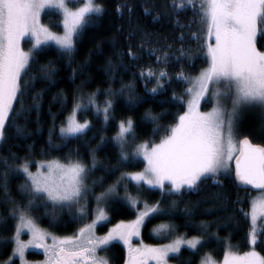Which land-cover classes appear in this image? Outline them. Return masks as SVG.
<instances>
[{
    "label": "trees",
    "instance_id": "16d2710c",
    "mask_svg": "<svg viewBox=\"0 0 264 264\" xmlns=\"http://www.w3.org/2000/svg\"><path fill=\"white\" fill-rule=\"evenodd\" d=\"M96 1L103 5L104 11L101 14H89L79 37H75V48L70 56L60 54L53 43L41 46L39 62L46 64L53 60L55 74L51 82L39 77L31 82L29 90L21 98L28 111H22L16 120V124L24 129L23 135L17 136L14 127L9 129L10 138L0 148L2 157H7L11 152L31 160L32 169L36 167L37 160L56 159L66 163L80 161L85 164L89 170L86 176L88 191L85 192V212L82 219H74L77 206L70 213L68 208L54 206L53 202L41 197L35 201L29 216L54 234H75L93 219L96 197L114 186L119 195L110 205L104 204L108 220L99 226L100 233L105 232L110 225L133 219L143 203L159 202V206L168 211L152 215L146 220L140 235L141 241L157 247L172 239V235H154L152 228L160 224H173L177 235L203 237L206 241L202 246L198 245L199 251L182 247L179 253L169 257L175 264H200L207 254L221 259L229 248L246 252L255 247L264 255V217H261L257 243L253 246L249 240L252 191L238 186L232 170L221 173L215 179L210 177L204 180L198 191H185L182 195L166 194L169 184L161 189L123 178L124 174L142 170L146 165L144 159L135 153L134 146L140 142L153 144L160 141L166 134L165 129L174 126L176 118L186 111L189 95L186 89L190 88L191 83L178 79L176 74L183 70L186 76L194 78L208 65L207 48L201 47L205 40L196 38L206 36V25L199 22V17L194 21L190 10L180 11L178 25L177 17L170 7L172 0ZM200 2L195 0L197 8ZM125 4L128 8L123 7ZM118 6H121L119 11ZM129 8L132 10L129 11ZM145 8L150 9V14L144 12ZM41 21L55 32L63 31L62 13L56 8L46 9ZM180 25L190 27L181 28ZM181 32L184 34L183 44L179 39ZM145 33L150 34L147 39L151 43L147 42ZM190 33H196V37L190 36ZM129 45L141 55V59L132 60L123 55ZM141 45L145 49L142 53L139 51ZM166 45H172L171 50ZM181 47L191 49L194 60L177 61L173 57L166 64L157 62L156 56H162L164 52L171 51L178 56L177 49ZM257 47L264 51V40L260 39V33ZM150 48H160L162 51L149 55L146 50ZM148 68L157 72L164 69L171 77L169 81H162L164 87L157 94L148 91L156 87V80H144L138 75L141 70L146 71ZM35 71L34 67L33 72L24 76V79L28 80ZM127 85L132 86L135 96L142 98L141 102L129 103ZM109 92L112 95H108ZM36 93L40 95L38 101L34 102ZM92 93H96V103L101 108L105 100L112 101L108 120L104 119L102 112L97 113L94 107L79 111L78 118L88 120L89 127L76 137L62 139L60 127L66 123L74 103ZM207 104L206 101L204 106ZM146 113L161 118L153 122L146 117ZM128 118L133 121L134 131L127 137V145L121 146L116 139L119 124ZM238 132L241 136H249L255 143L264 144L263 118L258 115L244 119ZM122 153L127 159L122 157ZM21 162L17 160L15 163ZM2 170L3 164L0 163ZM25 183L23 174L9 173L8 192L11 201L17 205L23 206L29 199L20 189ZM126 197L139 202L137 209L129 206ZM237 200L240 202L237 203ZM11 201L0 190V217L5 218L0 223V264H4L12 255L15 247L13 236L18 219L9 217ZM173 201L176 202L174 206ZM186 208L190 209L191 214L185 212ZM201 222L207 223L208 227L199 228ZM126 251L127 248L119 241H113L108 248L100 249V253L105 254L111 264H124L128 257ZM27 256L36 259L43 254L28 251ZM18 263L19 259L14 258L11 264Z\"/></svg>",
    "mask_w": 264,
    "mask_h": 264
},
{
    "label": "snow or ice",
    "instance_id": "6c2138e0",
    "mask_svg": "<svg viewBox=\"0 0 264 264\" xmlns=\"http://www.w3.org/2000/svg\"><path fill=\"white\" fill-rule=\"evenodd\" d=\"M45 7H58L63 10L65 32L62 36L56 35L39 23L40 12ZM120 7L118 6V11ZM123 7L128 8V5L125 4ZM170 7L177 17L178 25L181 10L192 11L193 20L199 17V22L206 25V36L196 37V33H190V36L205 40L201 47L207 48L206 57L210 63L195 78L186 76L183 70L176 74L178 79L193 84V87L186 89L188 94L194 93L187 103V110L176 118L177 122L174 126L165 129L166 134L161 138L160 143L152 145L150 150L145 144L137 147V154H143L147 160V167L143 172L124 174L123 178H130L150 186H159L161 189L164 188V182L168 181L166 194L182 195L185 191H198L204 180L210 177L215 179L222 170L227 169V161L233 159V152L236 150L232 136L241 113L250 108L259 109L264 113V51L257 48L258 33L260 39L264 40V0H201L199 8L195 0H172ZM131 10L129 8V11ZM103 11V5L93 3L92 0H88L83 7L75 11L68 9L65 0H0V148L10 138L9 129L14 127L17 136L23 135L24 129L16 124V120L21 116L22 111H28L24 108L21 98L29 90L31 82L38 77L51 82L55 74L53 60H49L46 64L39 62L41 46L48 41H54L60 54L70 56L75 48L74 36L79 37L89 14H101ZM144 12L150 14V9L145 8ZM180 27H190V25H180ZM26 34H31L35 38L33 49L28 52L20 47V39ZM149 36L150 34L145 33L146 39ZM179 39L183 44V32ZM147 42L152 41L147 39ZM166 46L171 50L172 45ZM139 51L141 53L145 51L143 45ZM146 51L149 55H155L162 49L150 48ZM177 52H179L178 56L171 51L164 52L162 56H156V60L166 64L173 57L177 61L181 59L192 61L195 58L191 49L185 50L181 47ZM123 55H127L132 60L142 58L137 51H133L131 45ZM34 67L35 73L25 80L24 76L32 73ZM122 67L126 66L122 65ZM138 75L144 80L153 78L156 80V87L148 90L152 94H157L164 87L162 81L171 80L164 69L157 72L148 68L146 71L141 70ZM220 84L224 85V90L221 91L217 87L212 92L217 107L211 112L201 113L200 101L209 94L210 86ZM125 88L129 92L130 104L141 102L142 98L135 96L131 85ZM39 95V93L35 94L34 102L38 101ZM108 95L112 93L109 92ZM173 96L175 97V93ZM229 97H231L232 109L227 120L226 147L223 113L219 105L221 98ZM17 105H20V108H17ZM89 107H94L97 113L102 112L107 121L112 109V101L105 100L104 107L101 108L96 103V93L90 94L86 102L84 97L77 100L73 105V111L67 117L66 124L60 127L62 139L76 137L89 127L88 121L81 123L76 117L78 111H85ZM146 117L153 122L161 118L151 113H146ZM156 130L158 131L159 128ZM133 131L134 124L131 118L121 121L116 139L123 145ZM239 143L240 154L235 157L236 178L244 184L264 190V146L253 144L248 137H244ZM122 157L127 159L123 153ZM17 160L22 162L16 164ZM0 163L3 164V170L0 171V190L5 197L11 201L8 192L10 172L25 176L26 183L21 185L20 189L29 197L27 204L23 206L11 201L9 217L19 221L14 254L23 259L29 244H36L47 251L48 246L43 242L46 234L35 227L28 213L35 206V201L41 197L52 201L54 206L68 208L71 213L76 205H80L83 193L88 191L84 184L88 168L78 161L67 165L51 161L40 165V168H47L46 173L42 171L33 173L30 171L31 160L18 157L11 152L7 157L0 156ZM216 182L220 183L219 180ZM118 195L113 186L97 196L98 215L92 224L80 228L78 235L59 240L53 237L54 243L48 264H108L107 259L97 257L96 252L98 249L108 248L113 241H122L128 246L125 264H147L149 259L155 260L156 264H168L169 253H179L181 245L199 251L198 245L202 246L206 242L203 237L190 239L178 237L172 243L163 246L132 247L131 237L139 235V228L148 217L167 213L168 209L160 207L159 202L153 207L145 205L144 210L138 211L136 219L131 223L121 222L111 228L107 234L97 236L94 231L96 225L108 220L105 208L99 207L100 203L103 202L108 206ZM127 199L129 206L136 209L139 202L135 199ZM239 202L237 200V203ZM175 203L172 202L173 206ZM84 212L83 205L77 207L74 219H82ZM185 212L191 214L190 209L186 208ZM259 215L264 217V200L259 203ZM257 218V205L254 202L251 215L252 228L249 233V240L253 246L257 243L255 228ZM4 219L0 217V223ZM198 227L206 229L208 224L201 222ZM22 228L28 229L32 234V239L27 243L18 238ZM200 264H216V262L206 255L201 259ZM222 264H264V255L257 252L255 247L242 255L229 250L224 253Z\"/></svg>",
    "mask_w": 264,
    "mask_h": 264
},
{
    "label": "rangeland",
    "instance_id": "374dc122",
    "mask_svg": "<svg viewBox=\"0 0 264 264\" xmlns=\"http://www.w3.org/2000/svg\"><path fill=\"white\" fill-rule=\"evenodd\" d=\"M65 2H66V5H67V7H68L69 10H71V11H75V10H77V9H79V8H81V7H83V6L88 2V0H65ZM92 2H93V3H96V4H99V3H97L96 0H92ZM48 8H56V9H58V10L62 13V17H63V21H62L63 31H62V32H55V31H53L52 29H50L48 26H46V25H44V24L42 23V21H41V19H42V14H43V12H44L46 9H48ZM39 23H40L41 25L47 27L51 32L55 33L56 35L62 36V35L64 34V32H65V28H64V13H63V10L60 9V8H58V7H45V8L40 12ZM25 40H27V41H25ZM74 40H75V36H74ZM24 41H25V42H24ZM213 42H214V41H213ZM47 43H53V44H55L54 41H48ZM34 44H35V38H34L31 34H26V35H24L23 37H21V39H20V47H21L25 52H28V51L32 50ZM257 48H258V47H257ZM258 50H259V49H258ZM209 63H210V60H209V62H208V65H207L205 68H207V67L209 66ZM205 68H204V69H205ZM198 75H199V74H198ZM198 75H196V76H198ZM196 76H195V77H196ZM195 77H194V78H195ZM190 87H193V84H192V83H191ZM217 87H218L221 91L224 90V85H223V84H220V85H212V86H210V92H209V94H208L204 99H202V100L200 101V103H199V111H200L201 113L211 112V111L213 110V108L217 107L216 100H215V98L212 97V92L215 91V89H216ZM192 95H194V93L188 95V101L192 98ZM188 101H187V103H188ZM206 101L208 102V104H207V106H204V103H205ZM85 102H86V98H85ZM219 107H220V109H221V111H222V113H223V115H222V120L224 121V129H223V131H224L225 146L227 147V120H228V114L231 112V109H232L231 97H229V98H221ZM186 110H187V108H186ZM72 111H73V109H72ZM72 111H71V112H72ZM71 112H70V113H71ZM78 112H79V111H78ZM78 112L76 113V117H77V119H78L81 123H83L84 121H82V120H80V119L78 118ZM70 113H69V114H70ZM69 114H68V116H69ZM258 115H261V119L263 118V120H264V113H261V111H260L259 109H256V108L246 109V110H244V111L241 113V115L239 116V123L235 126L234 131H233V136H232L233 145H234V147H235L236 150L233 152V159L230 160V161H227V165H228L227 169H226V170H222L221 173H227V172H229V170L233 169V160H234V157L236 156V154H237V152H238V149H239V141H240V136H241V135L239 134L238 131H239V128H240V124L242 123V121H243L244 119H248L250 116H258ZM68 116H67V117H68ZM85 121H88V120H85ZM66 122H67V119H66ZM88 122H89V121H88ZM65 124H66V123H65ZM85 130H86V129H85ZM85 130H84V131H85ZM118 142H119V141H118ZM119 143H120V142H119ZM127 143H128V140H127L123 145H121V143H120V145H121V146H125V145H127ZM158 143H160V141L155 142V143H153V144H149V143H147V142H140V143H137V144L134 146V151H135V153L137 154V147H138L139 145H141V144L148 145L149 150H150V148H151L152 145H154V144H158ZM137 155H138L139 157H141L142 159H144L146 165H145V167H144L142 170L135 171V172H130L129 174H134V173L143 172V171L145 170V168L147 167V160L144 158L143 154H137ZM51 161H55V162H58V163L63 164V165H67V164H70V163H73V162H77V161H72V162H67V163H66V162H62V161H60V160H56V159H54V160H37V161H35V166H36V167H35L34 169H32V168L30 167V171L33 172V173H36L37 171H42V172H45V173H46V172H47V168H46V167H45V168H40V165H41V164H46L47 162H51ZM78 162H80V161H78ZM80 163L83 164L82 162H80ZM83 165H85V164H83ZM30 166H31V165H30ZM85 166H86V165H85ZM86 168H87V166H86ZM132 181H133V182H137V181H134V180H132ZM137 183H138V182H137ZM139 183H141V182H139ZM142 183H143V182H142ZM84 184L86 185V178H85V180H84ZM144 184H145V183H144ZM167 184H169V182H168V181H165V182H164V187H166ZM146 185H147V184H146ZM86 186H87V185H86ZM148 186H150V185H148ZM150 187H159V186H150ZM45 198H46V197H45ZM84 200H85V192L83 193V196H82V198H81V200H80V205H83V206L85 207V202H84ZM262 200H264V190L253 191V192H252L249 217H250L251 228H252L251 215H252V211H253V203L256 202V205H257V217H258L257 220H256V223H255L256 232L259 231L260 226H261V216L259 215V203H260V201H262ZM51 202H52V201H51ZM80 205H76V206L79 207ZM145 205H147V206H149V207H153V206H156L157 204L143 203V205H142L141 208H138V209L136 208V209H137V210H136V216H135L133 219L125 220V221H120V222H118V223H116V224H114V225H110L109 228H108L105 232H103V233H100V232L98 231V228H99V226H101L102 224H104L107 220H106V221H103V222H99V223L96 225L95 229H94L95 234H96L97 236H103V235L107 234V232H108L111 228L115 227V225H117V224H119V223H121V222H124L125 224L131 223L132 221H134V220L136 219V217H137V215H138V211H142V210H144ZM99 207H104V203L101 202L100 205H99ZM104 208H105V207H104ZM105 211H106V210H105ZM106 213H107V212H106ZM97 215H98V204H96V207H95V210H94V217H93V219H92L90 222H88L86 225H88V224H92L93 221L96 219V216H97ZM107 215H108V214H107ZM150 217H151V216H150ZM148 218H149V217H148ZM148 218H147V219H148ZM31 219L33 220V223L35 224V227H36L39 231H41L42 233H45V234H46L43 242L48 246V250L46 251L45 248H43V247H38V246H36V244H29V246L25 249V254H24L23 259H21L18 255H15V254H14V251H13L12 255H11V256H10L5 262H4V264H11V263H12V260H13L14 258H18V259H19V263H18V264H48V261H49V259H50V257H51V249H52V246H53V243H54V241H53V237L57 238V240H59V239H63V238H65V237H72V236H74V235H78V233H79V229H80V228H79V229L76 231L75 234L60 236V235L54 234V233L48 231L47 229L41 227V226H40V225H39V224H38L33 218H31ZM147 219H146V220H147ZM146 220H145V222H146ZM145 222H144V223H145ZM18 224H19V221H18V223H17V226H18ZM143 225H144V224H143ZM143 225H141L140 228H139V235H134V236L131 237L130 243H131L132 247H134V248H135V247H141V246L155 247L154 244L144 243L143 241L140 240V235H141V231H142V227H143ZM84 226H85V225H84ZM84 226H82V227H84ZM82 227H81V228H82ZM16 228H17V227H16ZM152 232H153L154 235H156L157 237H163V236H169V235H172V236H173L172 239H170L169 241L164 242V243H162V244H160V245H157V247H158V246H163V245L170 244V243H172L173 240H175V239L178 238V237L183 238V239H190V238L194 237V236L187 237V236H184V235H177V234H176V227H175L173 224H169V225H168V224L155 225V226L152 228ZM16 235H17V233H16V231H15V234H14V236H13L14 244H15V238H16ZM18 238H19V240L24 241L25 243H27L28 241H30V240L32 239V234H31V232H30L28 229H26V228H22L21 231L19 232V237H18ZM136 239H137V240H140V241H137ZM119 242H121L122 244H124L122 241H119ZM124 246H125V248H127V251H128V246L125 245V244H124ZM182 247H188V246H187V245H181V248H182ZM14 248H15V247H14ZM229 250H231V251H233V252H236V253H238V254H241V255L244 253V252H237V251H235V250H232L231 248H229L227 251H229ZM250 250H252V248L249 249L248 251H250ZM255 250H256V249H255ZM28 251H38V252L42 253L43 256L40 257V258H36V259H30V258H28V256H27V252H28ZM127 251H126V252H127ZM256 251H257V250H256ZM257 252H258V251H257ZM173 254H176V253H169V256H168V264H175L173 261H170V260H169V257L172 256ZM96 256L99 257V258L107 259L108 264H111V263H110V259H109L108 257H106L105 254L100 253V249L97 250V252H96ZM207 256H210L211 259H212L213 261L216 262V264H222V262H223V258H224V256H223L221 259H216V258H214L213 256H211L210 254H207ZM10 258H11V259H10ZM126 260H127V259H126ZM124 264H125V263H124ZM147 264H156V261H155V260H152V259H149V260L147 261Z\"/></svg>",
    "mask_w": 264,
    "mask_h": 264
},
{
    "label": "water",
    "instance_id": "95a60500",
    "mask_svg": "<svg viewBox=\"0 0 264 264\" xmlns=\"http://www.w3.org/2000/svg\"><path fill=\"white\" fill-rule=\"evenodd\" d=\"M244 137H248V136H244ZM244 137H242L241 138V140L244 138ZM249 138V137H248ZM249 140L252 142V140L249 138ZM253 144H259V145H261V146H264L263 144H260V143H254V142H252ZM239 154L240 153H238L237 154V156H239ZM236 167V160H234V168ZM234 176H235V179H236V182H237V184H238V186L240 187V188H246V189H249V190H251V191H260L261 189H258V188H256L254 185H250V184H244V183H242L241 181H239L237 178H236V175H235V173H234Z\"/></svg>",
    "mask_w": 264,
    "mask_h": 264
}]
</instances>
